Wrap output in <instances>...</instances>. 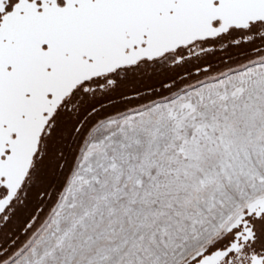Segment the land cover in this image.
Listing matches in <instances>:
<instances>
[{
	"label": "snow or ice",
	"instance_id": "obj_1",
	"mask_svg": "<svg viewBox=\"0 0 264 264\" xmlns=\"http://www.w3.org/2000/svg\"><path fill=\"white\" fill-rule=\"evenodd\" d=\"M0 264H264V0H0Z\"/></svg>",
	"mask_w": 264,
	"mask_h": 264
}]
</instances>
